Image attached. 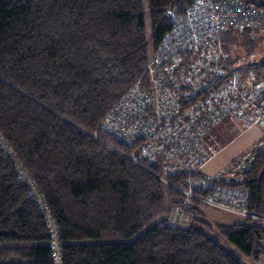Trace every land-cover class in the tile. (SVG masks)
Wrapping results in <instances>:
<instances>
[{"label": "trees", "instance_id": "trees-1", "mask_svg": "<svg viewBox=\"0 0 264 264\" xmlns=\"http://www.w3.org/2000/svg\"><path fill=\"white\" fill-rule=\"evenodd\" d=\"M148 4L150 34L143 0H0V134L48 203L64 264H242L194 225L204 204L187 205L181 223L192 222L176 226L185 197L126 159L131 151L104 129L144 82L171 31L168 13L193 0ZM227 39L236 52L255 50L248 35ZM251 152L237 186L249 193L248 210L264 216V137ZM215 228L264 258L263 221ZM0 264H54L45 220L1 152Z\"/></svg>", "mask_w": 264, "mask_h": 264}, {"label": "built area", "instance_id": "built-area-1", "mask_svg": "<svg viewBox=\"0 0 264 264\" xmlns=\"http://www.w3.org/2000/svg\"><path fill=\"white\" fill-rule=\"evenodd\" d=\"M170 23L144 82L110 110L104 129L131 151L122 154L126 159L185 197L173 213L178 223L193 201L264 222V216L248 210V191L237 186L253 166L251 151L223 172L205 173L229 146H215V128L227 119L244 128L241 134L264 128V5L193 0L185 13L171 12ZM229 35H248L255 50L236 52ZM0 152L45 220L54 264H64L48 203L2 134Z\"/></svg>", "mask_w": 264, "mask_h": 264}, {"label": "rangeland", "instance_id": "rangeland-1", "mask_svg": "<svg viewBox=\"0 0 264 264\" xmlns=\"http://www.w3.org/2000/svg\"><path fill=\"white\" fill-rule=\"evenodd\" d=\"M143 4L146 30L147 33L150 34L148 0H143ZM243 131V127L235 124L230 119H227V121L213 130L212 134L217 138V144L215 146L217 147V145H220V147L217 148L224 147L227 144H229V146L207 166L205 169L206 174L213 175L223 172L228 166H230L231 163L237 161L239 158L244 157L248 152L253 151L259 141H261V139L264 137V128L262 126H256L241 134ZM198 207L203 215L198 216L194 222V225L204 231L214 241L219 243L226 252L234 256L242 264H264V258L260 261H256L253 258L246 256L227 239H225L215 228V224L232 225L242 223L244 222V218L224 212H219L212 208L205 207L204 205H200ZM187 222L188 220L184 221V223H178L176 226L187 227L190 225ZM204 223L210 224L211 227L205 226ZM19 245L22 244H9V246Z\"/></svg>", "mask_w": 264, "mask_h": 264}, {"label": "crops", "instance_id": "crops-1", "mask_svg": "<svg viewBox=\"0 0 264 264\" xmlns=\"http://www.w3.org/2000/svg\"><path fill=\"white\" fill-rule=\"evenodd\" d=\"M187 220H188L187 223H189V224L192 222V221H191V218H188V217H187Z\"/></svg>", "mask_w": 264, "mask_h": 264}, {"label": "water", "instance_id": "water-1", "mask_svg": "<svg viewBox=\"0 0 264 264\" xmlns=\"http://www.w3.org/2000/svg\"><path fill=\"white\" fill-rule=\"evenodd\" d=\"M170 16H171V12L168 13V17H170Z\"/></svg>", "mask_w": 264, "mask_h": 264}]
</instances>
